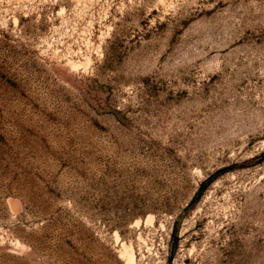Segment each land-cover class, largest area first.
Instances as JSON below:
<instances>
[{
  "label": "rangeland",
  "instance_id": "obj_1",
  "mask_svg": "<svg viewBox=\"0 0 264 264\" xmlns=\"http://www.w3.org/2000/svg\"><path fill=\"white\" fill-rule=\"evenodd\" d=\"M0 264H264V0H0Z\"/></svg>",
  "mask_w": 264,
  "mask_h": 264
},
{
  "label": "bare ground",
  "instance_id": "obj_2",
  "mask_svg": "<svg viewBox=\"0 0 264 264\" xmlns=\"http://www.w3.org/2000/svg\"><path fill=\"white\" fill-rule=\"evenodd\" d=\"M125 254H126V257H127L128 261H131L132 262V261L135 260L134 252H132L130 249H126L125 250Z\"/></svg>",
  "mask_w": 264,
  "mask_h": 264
}]
</instances>
